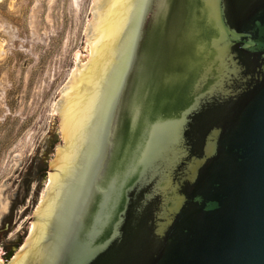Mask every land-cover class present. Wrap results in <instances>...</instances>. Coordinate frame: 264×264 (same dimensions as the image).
I'll return each mask as SVG.
<instances>
[{"label":"water","instance_id":"95a60500","mask_svg":"<svg viewBox=\"0 0 264 264\" xmlns=\"http://www.w3.org/2000/svg\"><path fill=\"white\" fill-rule=\"evenodd\" d=\"M43 165L7 264H264V0H92Z\"/></svg>","mask_w":264,"mask_h":264},{"label":"rangeland","instance_id":"374dc122","mask_svg":"<svg viewBox=\"0 0 264 264\" xmlns=\"http://www.w3.org/2000/svg\"><path fill=\"white\" fill-rule=\"evenodd\" d=\"M91 2L0 0V254L5 264L4 254L14 255L30 232L31 214L46 190V173H36L43 172L56 97L68 87L86 47Z\"/></svg>","mask_w":264,"mask_h":264},{"label":"flooded vegetation","instance_id":"af4514ba","mask_svg":"<svg viewBox=\"0 0 264 264\" xmlns=\"http://www.w3.org/2000/svg\"><path fill=\"white\" fill-rule=\"evenodd\" d=\"M37 162L38 161H34V162H32L33 164H32V169L33 168H35V170L38 172V170H39V168L40 167H38V165H40V164H37ZM43 172H40V173H36L37 174V176H39V175H42L43 173H46V168H44V166H43V170H42ZM31 172V171H30Z\"/></svg>","mask_w":264,"mask_h":264},{"label":"bare ground","instance_id":"6f19581e","mask_svg":"<svg viewBox=\"0 0 264 264\" xmlns=\"http://www.w3.org/2000/svg\"><path fill=\"white\" fill-rule=\"evenodd\" d=\"M75 73L72 74V78L70 79V82L72 81L73 77H74ZM69 86V85H68ZM64 92H68V87H66V89L64 90ZM43 198V195L42 197L40 198V201L42 200ZM36 212V211H35ZM32 231V227L30 228V232ZM15 263V262H14Z\"/></svg>","mask_w":264,"mask_h":264},{"label":"trees","instance_id":"16d2710c","mask_svg":"<svg viewBox=\"0 0 264 264\" xmlns=\"http://www.w3.org/2000/svg\"><path fill=\"white\" fill-rule=\"evenodd\" d=\"M10 257H11V256H10V252H9V253L6 252V253L4 254V258L7 259V260L10 259Z\"/></svg>","mask_w":264,"mask_h":264}]
</instances>
